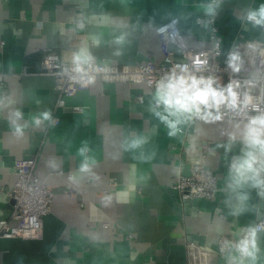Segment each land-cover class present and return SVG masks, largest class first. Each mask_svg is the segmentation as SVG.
<instances>
[{
	"label": "crops",
	"instance_id": "0c3cea01",
	"mask_svg": "<svg viewBox=\"0 0 264 264\" xmlns=\"http://www.w3.org/2000/svg\"><path fill=\"white\" fill-rule=\"evenodd\" d=\"M211 3L0 0V221L13 209L9 190L18 161L37 155L36 174L54 192L43 236L0 237V264H187L189 242L216 249L220 237L242 236L264 216L259 189L245 185L233 192L228 186L247 121L193 119L173 137L151 110L156 89L145 82L98 79L57 109L56 79L40 72L50 50L69 61L86 51L94 63L162 64L157 28L175 17L194 48H212L215 25L223 37L222 63L231 50L264 41L263 27L245 19L264 0H218L215 14L207 15ZM210 17L214 23L198 22ZM74 105L83 111H72ZM45 111L52 119L36 125L33 117ZM230 136L235 141L226 151ZM137 138L146 142L129 148ZM82 147L89 149V172L80 171ZM195 162L218 174L215 198L183 199L174 188ZM240 193L248 196L245 211L233 215ZM258 245L257 264H264V231ZM213 261L227 264V256Z\"/></svg>",
	"mask_w": 264,
	"mask_h": 264
},
{
	"label": "built area",
	"instance_id": "2783aa9c",
	"mask_svg": "<svg viewBox=\"0 0 264 264\" xmlns=\"http://www.w3.org/2000/svg\"><path fill=\"white\" fill-rule=\"evenodd\" d=\"M204 21L214 23L212 17L198 19L199 23ZM157 34L164 51L162 64H155L152 60L132 66L91 62L88 75L94 79L93 82L87 84L80 79V74L73 71L75 65L72 60H65L59 53L52 50L46 52L40 72L54 76L56 79L55 107L57 109L66 107L68 98L74 97L79 89L89 87L98 79L107 82H145L156 89L158 82L165 75L170 74L173 68L187 67L197 77L215 79L217 85L221 87L237 81L240 85L237 89L240 99L243 100L245 94L252 97V104L244 112L237 113L222 107L221 113L224 118L241 119L248 122L249 117L258 114L253 110L252 105L264 110V41H252L247 43L246 47L231 50L238 52L241 57L240 71L234 72L228 66V55L225 62L218 60L222 52L223 37L215 25L212 27L213 46L210 49L189 46L180 30V21L177 17L161 24L157 28ZM176 51L179 53V58L176 57ZM71 108L74 112L83 111V107L79 105L71 106ZM37 160L38 156L34 155L15 164L17 180L9 190V196L14 201L13 209L9 219L0 221V237L38 239L43 236L44 217L52 209L54 192L37 176ZM174 188L180 192L183 199H213L218 193L219 177L216 172L208 170L201 162H195L191 166L189 175L178 177ZM261 225H264V216L258 219L253 226ZM240 237L223 235L216 249L189 242L187 244V264H214L215 256H227V252L221 251L225 243L235 242Z\"/></svg>",
	"mask_w": 264,
	"mask_h": 264
},
{
	"label": "clouds",
	"instance_id": "9594fccd",
	"mask_svg": "<svg viewBox=\"0 0 264 264\" xmlns=\"http://www.w3.org/2000/svg\"><path fill=\"white\" fill-rule=\"evenodd\" d=\"M218 7V0L206 6V14L214 15ZM245 19L253 27H264V4L258 9H249ZM122 38L117 39V43ZM72 63L75 65L73 71L80 74V79L85 83L93 82V77L88 75L91 68V56L86 51L73 54ZM228 66L239 72L241 66L240 54L230 51L228 54ZM240 87L237 81L230 82L226 87L217 85L213 78L197 77L192 74L187 67L173 68L170 74L165 75L157 84L154 94V106L151 109L161 123L169 129V136H176L180 131V125L193 119H200L205 122H214L223 118L221 108L232 111L244 112L250 104L252 97L245 94L244 99H240L237 89ZM253 110L258 114L248 118L243 132L244 149L230 166L229 188L235 192L245 185L259 189V194L264 196V110L252 105ZM162 108V111L160 110ZM17 111L15 116L21 117ZM52 119L50 111L40 113L33 117L36 125L42 121ZM16 132L22 134V128L16 127ZM235 141V136H230V143L224 146L231 149V142ZM146 141L137 138L128 145L131 149L141 147ZM87 147H82L79 152L85 156L84 162L80 166L81 172H89L90 165L86 153ZM248 199L247 194L240 193L237 196L238 205L233 211V215H240L245 211L244 202ZM264 229L261 226H249L243 235L235 242L228 241L221 248L222 252H227V264H257L260 248L258 245V233Z\"/></svg>",
	"mask_w": 264,
	"mask_h": 264
},
{
	"label": "water",
	"instance_id": "95a60500",
	"mask_svg": "<svg viewBox=\"0 0 264 264\" xmlns=\"http://www.w3.org/2000/svg\"><path fill=\"white\" fill-rule=\"evenodd\" d=\"M186 175H189L190 173V164H187L186 166Z\"/></svg>",
	"mask_w": 264,
	"mask_h": 264
}]
</instances>
